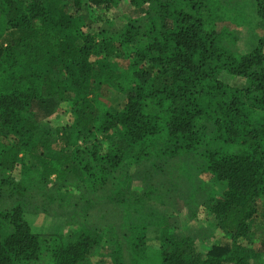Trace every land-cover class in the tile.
<instances>
[{"label": "trees", "instance_id": "1", "mask_svg": "<svg viewBox=\"0 0 264 264\" xmlns=\"http://www.w3.org/2000/svg\"><path fill=\"white\" fill-rule=\"evenodd\" d=\"M230 11L264 22V0H0V264L102 242L107 264H264V48L237 53ZM38 211L72 230L33 233ZM199 212L216 232L182 230Z\"/></svg>", "mask_w": 264, "mask_h": 264}, {"label": "rangeland", "instance_id": "2", "mask_svg": "<svg viewBox=\"0 0 264 264\" xmlns=\"http://www.w3.org/2000/svg\"><path fill=\"white\" fill-rule=\"evenodd\" d=\"M230 6V5H229ZM233 8V7H232ZM109 10V9H108ZM105 10V17L108 18H117V17H134L135 13L133 9H131L127 3H121L117 5V7L111 9L110 11ZM253 13V12H252ZM229 15H220V18L217 23L219 24H231L234 23L236 20L241 22V27L238 33L237 41L234 44L233 48L237 51L239 54H246L251 52L253 49L257 48L258 46L262 45L264 48V22L262 20H259V18L255 17L254 13L253 15L248 14V12L245 13L242 18H235L236 14L232 11L228 13ZM89 22L93 25L94 21ZM93 28H98L97 25L91 26ZM90 30V29H89ZM237 30V31H238ZM260 43V44H259ZM47 119L48 123L51 127H55L58 124H60V119H57L55 115H52L51 117H48ZM64 119H69V117H65ZM15 178V181L19 182V168H17L13 175ZM215 195V193H212ZM217 196L219 194L217 193ZM42 208V206H40ZM52 217V216H51ZM50 216H47L46 214L41 213V211L38 212H31L24 214V218L28 222V224L31 227V231L36 234L40 235H47V234H54V235H61V234H68L70 230H72V227H66L65 225V219L63 218H51ZM212 230L213 232H216L215 224L213 220L209 219L204 212H199L198 216L192 220L191 222H187L185 226L182 227V230L184 232H192L195 230ZM150 232V230H148ZM147 231V232H148ZM149 241L154 240L153 236H148ZM101 250H104L106 253L105 257L99 258L98 263L96 264H107V260L111 252V247L108 244H104L102 242L101 244Z\"/></svg>", "mask_w": 264, "mask_h": 264}]
</instances>
